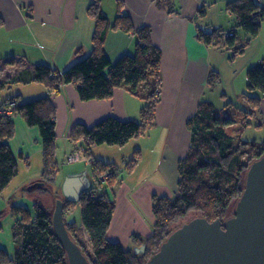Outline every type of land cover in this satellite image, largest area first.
<instances>
[{
  "label": "trees",
  "instance_id": "trees-1",
  "mask_svg": "<svg viewBox=\"0 0 264 264\" xmlns=\"http://www.w3.org/2000/svg\"><path fill=\"white\" fill-rule=\"evenodd\" d=\"M156 2L169 14L176 12L173 0ZM122 9V0H116L117 16L111 22L104 15L100 0L91 1L87 15L94 22L92 49L87 57L69 68L60 71L39 64L32 72H22L0 82V92L19 84H37L48 93V96L29 102H23L19 96H15L0 105V109L13 105L11 115L0 114V195L17 175V161L7 144L14 135L12 119L15 116L22 118L28 127L38 129L42 147V172L38 185L41 194L46 195L58 174L55 158L56 113L49 99L51 94H58L63 86L71 85L82 102L106 101L112 98L116 89H124L144 104L138 122L108 117L92 127L76 124L69 131L70 142L94 163L91 167V186L76 202L62 201L63 213L71 212L76 206L81 209V227L87 235L88 246L78 239L75 223H66L64 218L63 221L69 237L89 264H146L169 234L183 223L173 226L192 212L198 214L195 217H202L209 223L217 219L226 220L230 208H233L243 192L249 165L264 153V141L260 144L240 141L235 144L226 132L232 121L220 119L211 103L199 102L194 115L186 123L190 143L186 155L177 163L178 180L174 197L153 196L152 234L148 239L138 236L132 238L138 243V249L142 248L143 251L135 254L107 239L115 210V202L108 192L119 184L116 177L118 171L123 170L128 174L134 172L142 153L135 150L119 167L95 161L92 149L99 146L122 148L130 141L144 137L154 126L162 85V55L151 43L150 29H134L130 19L120 15ZM224 11L233 17L234 26L242 30L246 40L258 36L264 22V5L258 0H228ZM203 14L202 10L198 11V17ZM116 30L133 34L135 43L131 55H123L111 63L105 54L104 42L107 34ZM196 39L206 47L228 50L233 59L242 54L250 42L246 41L236 48L232 30L205 32L198 29ZM219 80V74L210 71L206 88L215 87ZM240 98L247 108L242 113L241 126L244 127L249 125L247 117L259 113L264 102V56L259 64L247 70L245 91ZM104 173H110L112 177L99 183L97 177ZM103 185L107 189H103ZM11 216L15 219L12 226L14 257L11 258L0 249V264H68L65 252L53 233L52 213L36 203L33 213L24 206L12 207Z\"/></svg>",
  "mask_w": 264,
  "mask_h": 264
},
{
  "label": "crops",
  "instance_id": "crops-1",
  "mask_svg": "<svg viewBox=\"0 0 264 264\" xmlns=\"http://www.w3.org/2000/svg\"><path fill=\"white\" fill-rule=\"evenodd\" d=\"M91 1L0 0V82L22 72H32L39 64L63 71L87 57L92 49L94 32V22L87 15ZM217 1L173 0L176 12L169 14L156 0H122L120 15L127 16L136 30L149 28L151 43L162 55L160 103L152 127V133L156 135L151 137L150 133L130 141L122 148L99 146L91 152L95 161L119 167L135 150L142 153L134 172L127 173L128 176L124 178L121 172L125 171L121 170L118 174L119 184L108 192L115 202V210L107 239L118 243L124 250L134 252L138 249L133 236L141 239L151 236L154 224L152 197H174L178 180L177 163L186 155L190 143L186 123L203 100L207 75L214 71L219 58L215 48L197 41V30L229 32V24H233V17L224 10V17H218L215 22L198 23V11L202 10L205 17L206 7ZM227 1L220 0V3L226 4ZM100 4L104 15L112 22L117 16L116 0H100ZM134 41L133 34L110 31L104 42L109 61L115 63L121 56L131 55ZM15 96L29 102L48 96V93L37 84L15 85L0 92V105ZM49 99L56 113L55 158L58 165V174L50 187L57 182L62 171L67 179L64 190L71 197L76 194L80 197L91 186L93 179L91 168L84 163L87 170L63 166L66 157L76 150L68 138L70 129L76 124L92 127L108 117L120 121L135 119L133 112L138 109L139 100L124 89H116L110 100L82 102L71 85L63 86L58 94H51ZM12 122L14 135L7 144L18 165L29 163L31 167L34 161L36 165L38 161L42 162L38 129L28 127L19 116H15ZM29 180L25 179L26 184L23 185L35 183L37 188L34 191L39 189L40 179H36V182ZM32 188L29 191H33ZM41 196L46 198L48 195ZM80 231L85 233L81 224L77 233Z\"/></svg>",
  "mask_w": 264,
  "mask_h": 264
},
{
  "label": "rangeland",
  "instance_id": "rangeland-1",
  "mask_svg": "<svg viewBox=\"0 0 264 264\" xmlns=\"http://www.w3.org/2000/svg\"><path fill=\"white\" fill-rule=\"evenodd\" d=\"M224 5V3H220V0H218L217 3L209 4V6H207L205 9V17L200 16L197 18L198 23L203 25L206 22H215L218 17H224L222 15L224 12ZM218 11L220 12L219 16H217ZM221 21L225 22V19L221 18ZM229 29L235 33L236 48L240 47L242 44H245L246 41L250 42L243 49L244 52L236 56L234 59L231 58L232 54L228 50L215 49L219 53V58L216 60L213 70L219 74L220 80L215 87L206 88L203 100L201 102L211 103L220 119H229L232 121V124L226 128V132L232 137L235 144L239 141L243 143L260 144L264 141V106L262 104L261 111L256 113L254 117H247V123H249V125L243 127L241 126L244 116L242 113L246 112L247 108L242 102L240 95L245 91L247 70L259 64L264 56V22L261 24L258 36L254 39L248 38L246 40V36L242 30L237 29L234 26V21L232 25L229 24ZM137 103H139L138 109L136 112L135 110L133 112L135 114L133 115V118L135 119L130 121H139L140 111L144 104L140 100ZM153 130L154 129L151 128L146 135H150ZM155 135L156 133H152L150 136L154 137ZM78 151L82 154L80 149ZM84 159L90 162L88 167H93L94 163L92 159H87L86 157ZM77 163L80 164H68L65 162L63 163V166L67 167V169H88L85 168L82 162ZM17 166V176L12 179L8 187L0 195V249L7 252L11 258L14 257L15 251V246L12 239V226L15 222V219L11 216V208L24 206L31 213H33L34 205L38 203L41 204L44 209L48 210L50 213H53L55 204L58 200L66 201L64 187L67 179L64 178V172L60 171V177L58 178L57 182L49 188L46 194L48 196L46 198H42L41 195L43 194H41L39 189L34 191V189L37 188L34 185L35 183L31 185L33 187L31 190L33 191H29V188L31 187L30 185H23L24 183L26 184V181H24L25 179H31L32 182L34 180L36 182V179L39 181V177L42 172V162L38 161L36 165L34 161L31 167L29 163L28 165L25 163L18 165L17 163ZM119 172L120 171H118L116 177H118ZM121 174L124 178L128 176L126 172H121ZM110 175V173H104L98 176V181L99 179L101 181H99V183H102L101 178H105L104 182H106L110 177H112ZM88 182L90 183V179H88ZM102 188L107 189V186L103 185ZM35 192L40 194L37 195ZM232 212L233 208L231 207L228 213L229 217L232 215ZM195 216H198V214L192 212L173 227H176L177 225H180L181 223H184ZM63 218L66 223H75L78 227H80L81 209L77 206L75 209L71 210V212L64 213ZM77 237L84 246H88L87 236L83 231L77 233Z\"/></svg>",
  "mask_w": 264,
  "mask_h": 264
},
{
  "label": "water",
  "instance_id": "water-1",
  "mask_svg": "<svg viewBox=\"0 0 264 264\" xmlns=\"http://www.w3.org/2000/svg\"><path fill=\"white\" fill-rule=\"evenodd\" d=\"M64 194L67 202L79 197ZM52 228L68 264H89L69 237L63 221V202L52 213ZM143 251L137 249L135 254ZM146 264H264V153L245 173L244 189L232 216L209 223L190 219L174 229Z\"/></svg>",
  "mask_w": 264,
  "mask_h": 264
},
{
  "label": "built area",
  "instance_id": "built-area-1",
  "mask_svg": "<svg viewBox=\"0 0 264 264\" xmlns=\"http://www.w3.org/2000/svg\"><path fill=\"white\" fill-rule=\"evenodd\" d=\"M261 4L264 5V0H258ZM13 105H8L7 107H3L0 109V114H4V115H11L12 111H13ZM85 157L78 151V149H76L71 155L66 157V163L68 164H73V163H77V162H82V163H86L85 165L88 166L90 164V162H88V160L84 159ZM105 179V178H104ZM104 179L101 178L102 183L104 182ZM100 181V179H99ZM101 182V181H100Z\"/></svg>",
  "mask_w": 264,
  "mask_h": 264
}]
</instances>
